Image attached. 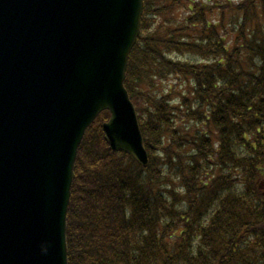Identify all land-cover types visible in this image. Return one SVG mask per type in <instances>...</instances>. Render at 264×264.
Wrapping results in <instances>:
<instances>
[{
    "label": "trees",
    "instance_id": "obj_1",
    "mask_svg": "<svg viewBox=\"0 0 264 264\" xmlns=\"http://www.w3.org/2000/svg\"><path fill=\"white\" fill-rule=\"evenodd\" d=\"M143 2L124 87L149 165L108 112L87 129L68 264H264V0Z\"/></svg>",
    "mask_w": 264,
    "mask_h": 264
},
{
    "label": "water",
    "instance_id": "obj_2",
    "mask_svg": "<svg viewBox=\"0 0 264 264\" xmlns=\"http://www.w3.org/2000/svg\"><path fill=\"white\" fill-rule=\"evenodd\" d=\"M143 0H0V264H68L77 151L102 125L148 166L124 87Z\"/></svg>",
    "mask_w": 264,
    "mask_h": 264
},
{
    "label": "rangeland",
    "instance_id": "obj_3",
    "mask_svg": "<svg viewBox=\"0 0 264 264\" xmlns=\"http://www.w3.org/2000/svg\"><path fill=\"white\" fill-rule=\"evenodd\" d=\"M172 84H173V82L170 83V85H172ZM166 85H168V84H166ZM160 87L165 89L166 86H160Z\"/></svg>",
    "mask_w": 264,
    "mask_h": 264
}]
</instances>
